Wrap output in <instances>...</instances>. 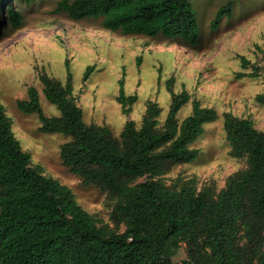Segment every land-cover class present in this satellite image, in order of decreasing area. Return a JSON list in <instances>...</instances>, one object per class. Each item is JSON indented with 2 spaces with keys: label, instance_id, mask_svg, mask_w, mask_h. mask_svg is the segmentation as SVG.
Here are the masks:
<instances>
[{
  "label": "trees",
  "instance_id": "trees-1",
  "mask_svg": "<svg viewBox=\"0 0 264 264\" xmlns=\"http://www.w3.org/2000/svg\"><path fill=\"white\" fill-rule=\"evenodd\" d=\"M230 6L218 11L213 27L225 15L230 19ZM54 12L74 21L100 20L103 29L124 36L180 42L193 50L200 45L187 0H58ZM6 17L20 29L17 11L10 7ZM240 62L243 70L249 65L243 57ZM92 71L86 69L84 81ZM38 80L60 116L43 115L32 87L27 100L17 101V110L36 115L40 133L69 139L60 147L62 166L84 187L108 196L115 230L98 226L101 221L82 210L70 189L31 166L0 103V264H177L172 255L181 245L187 258L179 264H264V132L251 121L222 115L229 156L246 162L222 190L199 188L195 179L183 178L167 186L163 177L174 167L200 158L192 145L205 125L219 119L214 109L191 101L186 91L175 95L169 80L165 121H158L157 103L148 101L140 126L127 122L115 137L107 126L84 123L69 72L64 84L44 73ZM190 101L191 115L180 122L177 116ZM256 101L264 105V95ZM116 102L124 116L136 102V96L124 94L122 81Z\"/></svg>",
  "mask_w": 264,
  "mask_h": 264
},
{
  "label": "rangeland",
  "instance_id": "rangeland-1",
  "mask_svg": "<svg viewBox=\"0 0 264 264\" xmlns=\"http://www.w3.org/2000/svg\"><path fill=\"white\" fill-rule=\"evenodd\" d=\"M187 1L200 32L196 50L150 36H124L103 29L100 20H71L54 12L58 0H36L30 5L23 0H2L0 5V103L12 131L30 155L31 166L70 189L82 210L102 222L100 227L115 230L109 219L113 203L97 188L84 187L79 177L62 166L60 147L69 139L40 133L38 117L19 112L16 103L27 100L32 87L38 92L43 115L59 117L58 110L45 100L38 75L44 73L64 84L69 72L84 123L107 126L119 137L127 122L140 126L148 101L157 103L158 121H165L171 102L167 83L172 80L175 95L186 91L191 101L214 109L219 119L205 125L203 136L192 145L201 151L200 158L174 167L163 177L164 183L172 186L177 178L195 179L199 188L213 187L219 192L229 177L246 169L244 159L229 156L222 115L247 119L264 132V105L256 101L264 95V0ZM228 4L230 19L225 15L213 27L218 11ZM10 7L21 15L18 30L8 23ZM241 57L249 62L245 70ZM88 67L93 71L84 81ZM252 73L258 76L237 78ZM121 81L124 94L136 96L128 116L122 115L116 102ZM191 101L180 110V122L191 115ZM116 230L121 233L124 228ZM172 256L173 263L186 260L185 246Z\"/></svg>",
  "mask_w": 264,
  "mask_h": 264
}]
</instances>
